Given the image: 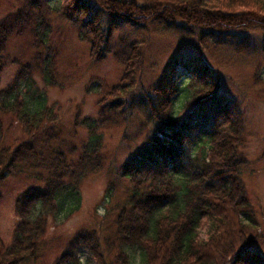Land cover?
Instances as JSON below:
<instances>
[{"label": "trees", "instance_id": "trees-1", "mask_svg": "<svg viewBox=\"0 0 264 264\" xmlns=\"http://www.w3.org/2000/svg\"><path fill=\"white\" fill-rule=\"evenodd\" d=\"M98 1L97 12L87 0H72L60 10L78 25L79 38L90 45L94 60H102L110 52L113 32L123 24L149 32L177 26L188 35H197L202 44L215 30L264 29V0ZM40 2L31 4L36 8ZM81 13L85 18H76ZM22 18L14 14L0 20V74L6 66L8 37L20 32ZM34 36L37 44L45 45L41 27ZM143 44L145 40L119 38L117 56L123 77L107 98L99 101V117L78 122L87 129L88 139L73 159L69 154L74 147L68 154L63 142L54 145L61 132L58 114L36 86L28 65L0 88V112L15 118L25 136L13 146L0 145V180L10 174H27L43 184L17 196L18 221L11 243L0 247V264H25L37 258L48 219L67 220L79 209L80 179L102 167L103 141L98 129L125 121L137 104L127 93L143 64ZM173 62L190 69V76L185 86L172 90L169 97L172 73L168 69L152 94L142 98L140 105L147 106L153 131L123 166L122 175L131 185L115 219L113 236L100 238L96 231H80L55 264H83L80 254L84 251L88 260L97 264H264L246 235L247 227L255 223L239 178L240 167L246 165V159L238 155L241 116L219 93L218 79L209 68L196 67L184 56L169 64ZM35 64L43 82L53 86L57 79L55 57L47 52L37 54ZM199 87L204 89L196 91ZM179 92L184 99L180 109H188L181 120L176 119L179 110L174 109L171 98ZM236 209H243L245 223L229 215ZM204 219L208 222L206 239L199 236Z\"/></svg>", "mask_w": 264, "mask_h": 264}, {"label": "rangeland", "instance_id": "rangeland-1", "mask_svg": "<svg viewBox=\"0 0 264 264\" xmlns=\"http://www.w3.org/2000/svg\"><path fill=\"white\" fill-rule=\"evenodd\" d=\"M32 1L0 0V20L14 14L24 19L19 26L20 32L16 31L8 37L6 66L0 74V88L9 84L15 73L17 75L22 67L28 65L36 86L45 93L48 105H55L58 114L61 132L59 141L54 145L63 142L62 147L68 154L70 148H75L69 158L77 157L88 139L87 129L79 123L84 118L99 117V101H104L123 77L124 68L117 56L119 38L124 35L132 40H145V44L142 45V67L127 93L128 98L132 96L137 103L136 106L125 121L120 118V123L98 129L103 141L100 152L102 167L80 179L81 204L75 213L63 221L48 219L38 257L25 264H55L67 244L80 231H96L100 238L113 236L115 219L131 185L130 180L122 175L123 166L138 148L149 141L153 131L154 123L149 110L146 105H140L142 98L152 94L153 87L168 69L172 73L169 78L171 86L168 85L171 87L169 97L172 90L185 86L190 69L174 62L169 64L180 56L186 57L196 67L209 68V73L218 79L219 93L231 101L238 116H241L243 131L238 155L246 159V165L240 167L239 178L255 223L254 227H247L246 235L251 248L258 250L264 258V29L236 28L228 33L215 30V34L208 36L202 44L197 35H188L177 26L149 32L123 24L113 32L110 52L102 60H94L90 45L79 38L78 25L60 11L72 0H41L36 8L32 6ZM98 2L87 0L90 9L95 12L99 11ZM79 16L85 18L83 13L76 18ZM100 17L105 18V14L100 12ZM40 22L44 24L39 25ZM37 24L45 32L42 36L44 46L37 44L34 36ZM195 30L199 32V28ZM241 41L245 43L240 47ZM46 52L55 57L57 79L53 86L46 85L36 69L35 56ZM207 80L212 84L211 79ZM204 88L199 87L196 91ZM181 93L171 97L174 109L179 110L177 120L188 112V109L179 107L184 100ZM0 122L1 146H13L25 137L21 125L11 115L0 112ZM193 142L189 144L190 150ZM29 187L41 188L43 184L27 174H10L0 180V247L11 243L18 221L15 201ZM241 210L231 211L229 215L235 220H243L241 215L244 211ZM202 224L199 236L206 239V219ZM80 258L83 264H97L95 260H88L86 251L80 254Z\"/></svg>", "mask_w": 264, "mask_h": 264}]
</instances>
